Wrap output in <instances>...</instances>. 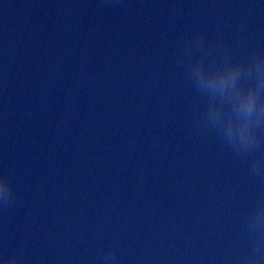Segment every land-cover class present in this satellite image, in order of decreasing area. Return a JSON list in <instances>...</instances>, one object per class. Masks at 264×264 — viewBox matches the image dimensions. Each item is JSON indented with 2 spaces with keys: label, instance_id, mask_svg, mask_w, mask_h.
<instances>
[{
  "label": "water",
  "instance_id": "95a60500",
  "mask_svg": "<svg viewBox=\"0 0 264 264\" xmlns=\"http://www.w3.org/2000/svg\"><path fill=\"white\" fill-rule=\"evenodd\" d=\"M264 0H0V252L18 264H246L264 239V119L241 150ZM197 67L201 77L196 74ZM254 119V118H253ZM259 264H264V248Z\"/></svg>",
  "mask_w": 264,
  "mask_h": 264
},
{
  "label": "clouds",
  "instance_id": "9594fccd",
  "mask_svg": "<svg viewBox=\"0 0 264 264\" xmlns=\"http://www.w3.org/2000/svg\"><path fill=\"white\" fill-rule=\"evenodd\" d=\"M254 66L259 74L258 82L246 89L235 87L242 72L240 64H233L201 78L202 86L232 94L235 110L241 119L236 122L225 118L221 120V125L225 135L241 150H246L255 145V123L264 119V58H258ZM201 71L197 67L196 74L198 77H201ZM254 165L256 168H262L264 167V160L257 159L254 161ZM12 195L13 187L10 177L5 173H0V201L7 203ZM255 222L256 228L264 225V208L256 213ZM262 248H264V239L257 242V254L249 257L246 264H259V254ZM0 264H18V257L14 253L0 252Z\"/></svg>",
  "mask_w": 264,
  "mask_h": 264
}]
</instances>
